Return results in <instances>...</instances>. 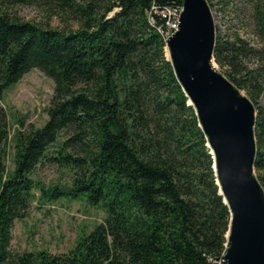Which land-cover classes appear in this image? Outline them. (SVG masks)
<instances>
[{
	"label": "trees",
	"instance_id": "obj_1",
	"mask_svg": "<svg viewBox=\"0 0 264 264\" xmlns=\"http://www.w3.org/2000/svg\"><path fill=\"white\" fill-rule=\"evenodd\" d=\"M207 2L235 17L238 5L249 6L258 47L238 31H216L213 59L256 108L254 165L264 188V0ZM182 4L0 0V98L33 68L54 80L46 123L16 119L11 173L10 127L0 105V264H226L231 214L162 34V11ZM21 5L57 16L63 26L26 20L14 10ZM50 165L70 182L41 181L37 174ZM34 188L50 200L84 195L106 216L67 252L15 251L13 222L26 216Z\"/></svg>",
	"mask_w": 264,
	"mask_h": 264
},
{
	"label": "water",
	"instance_id": "obj_2",
	"mask_svg": "<svg viewBox=\"0 0 264 264\" xmlns=\"http://www.w3.org/2000/svg\"><path fill=\"white\" fill-rule=\"evenodd\" d=\"M216 25L207 0H183L167 41L175 75L193 105L230 211L227 264H264V188L255 171L256 108L213 64Z\"/></svg>",
	"mask_w": 264,
	"mask_h": 264
},
{
	"label": "rangeland",
	"instance_id": "obj_3",
	"mask_svg": "<svg viewBox=\"0 0 264 264\" xmlns=\"http://www.w3.org/2000/svg\"><path fill=\"white\" fill-rule=\"evenodd\" d=\"M238 6L241 15L235 17L236 15L229 11L223 13L219 9L220 6L216 3L214 4L211 11L214 20L217 22L216 31L222 36L238 31L245 40L258 47V42L252 33V24L247 18L250 14L249 6L245 4ZM167 8L170 9L171 7ZM14 10L26 20L39 23L48 22L51 26H63L57 16L48 17L45 11L34 5H21ZM170 11L172 10L170 9ZM229 15L231 16L230 18L228 17ZM163 27L161 28L163 29L162 34L164 37V32L167 31H164V29L167 28V24ZM166 56L169 58L167 46ZM213 64L224 74L223 68L215 61H213ZM250 64L254 66L253 60ZM240 90L247 95L245 89ZM53 92L54 80L38 68H33L25 73L20 81L11 84L0 98V105L6 108L10 127L9 148L7 159L5 160L7 173H11L14 167V149L11 137L13 131L19 127L16 119L22 117L26 126L30 124L43 126L48 120L47 110L52 100ZM258 106L264 108V92L258 100ZM64 173L62 169L57 168L55 165H50L41 168L40 173L37 175L46 185H54L56 183L70 182V174ZM105 216L104 208L91 205L84 195L76 198H72L70 195H63L50 200L42 197L40 190L34 188L26 216L15 219L13 222L11 247L15 251L47 250L56 254L67 252L81 236L89 233L96 224L103 221Z\"/></svg>",
	"mask_w": 264,
	"mask_h": 264
},
{
	"label": "built area",
	"instance_id": "obj_4",
	"mask_svg": "<svg viewBox=\"0 0 264 264\" xmlns=\"http://www.w3.org/2000/svg\"><path fill=\"white\" fill-rule=\"evenodd\" d=\"M170 9L172 11H170ZM166 8V10L162 11L163 16H165L167 18L166 24H167V28L164 29V31H166V34L168 35V37L178 28L179 26V17H180V13L181 10H178V8ZM163 32V31H162Z\"/></svg>",
	"mask_w": 264,
	"mask_h": 264
},
{
	"label": "bare ground",
	"instance_id": "obj_5",
	"mask_svg": "<svg viewBox=\"0 0 264 264\" xmlns=\"http://www.w3.org/2000/svg\"><path fill=\"white\" fill-rule=\"evenodd\" d=\"M178 10H182V6L180 8H178ZM177 30V29H176ZM164 38L167 41L168 39V35L166 34V32H164ZM225 260V259H224ZM227 264V263H226Z\"/></svg>",
	"mask_w": 264,
	"mask_h": 264
}]
</instances>
